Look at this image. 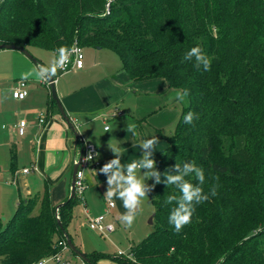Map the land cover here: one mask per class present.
I'll return each mask as SVG.
<instances>
[{
  "label": "trees",
  "instance_id": "trees-1",
  "mask_svg": "<svg viewBox=\"0 0 264 264\" xmlns=\"http://www.w3.org/2000/svg\"><path fill=\"white\" fill-rule=\"evenodd\" d=\"M75 42L115 51L133 79L162 77L189 90L176 131L155 157L161 183L154 180L153 231L126 254L87 252L91 263L264 264V0L0 1V43L58 55ZM197 45L211 70L184 60ZM189 112L199 117L192 124L184 122ZM185 162L203 168L204 192L216 185L217 195L196 205L176 233L168 222L175 203L165 200L180 193L163 174ZM78 201L57 208L48 189L21 199L10 219L0 217V264H33L60 252L62 227L72 239Z\"/></svg>",
  "mask_w": 264,
  "mask_h": 264
},
{
  "label": "crops",
  "instance_id": "crops-1",
  "mask_svg": "<svg viewBox=\"0 0 264 264\" xmlns=\"http://www.w3.org/2000/svg\"><path fill=\"white\" fill-rule=\"evenodd\" d=\"M5 50L0 49V124L3 128L0 144L11 146L12 154L5 160V166L0 162V184L5 180V184L17 188L10 195L16 204L47 189L54 205L63 203L70 194L74 164L84 144L89 142L97 148L99 165L86 170L83 209L86 214L89 209L102 214L101 208H105V213L123 214L126 210L120 199L114 198L115 205L109 207L105 199L107 177L99 173L114 158L108 141L118 144L122 150L121 164L127 165L143 155L144 150L138 146L140 141L156 136L159 143L152 157L155 160L167 146V137L180 123L186 103L175 99L180 89L170 86L162 77L133 79L115 51L84 47L83 67L66 72L58 70L55 76L57 94L75 126L72 129L57 104H53L48 81L39 80L33 72L38 65L50 64L43 55L42 50L46 49L29 48L38 63L17 49ZM50 51L57 56L55 51ZM20 80L28 81V94L23 99L13 96ZM42 111L46 113L43 125L39 122ZM23 119L27 124L24 134H20L18 123ZM127 123L136 125L137 135L126 131ZM106 128L109 132H105ZM25 168L29 171L24 172ZM72 240L81 249L73 235ZM82 262L85 261L81 259Z\"/></svg>",
  "mask_w": 264,
  "mask_h": 264
},
{
  "label": "clouds",
  "instance_id": "clouds-1",
  "mask_svg": "<svg viewBox=\"0 0 264 264\" xmlns=\"http://www.w3.org/2000/svg\"><path fill=\"white\" fill-rule=\"evenodd\" d=\"M57 52V57L49 65H38L33 69L39 80L49 81L55 77L57 71L62 69L70 56L78 53L79 49L75 46L72 48L61 47ZM184 60H194V67L197 69L202 67L205 71L211 70L212 60L199 45L187 51ZM31 74L29 73V75ZM188 96L189 90H177L175 99L177 102L182 103ZM198 118L197 114L189 112L184 117V122L192 124L194 119ZM135 128V124L127 123L126 131L132 132L135 136L137 135ZM105 132H109V129L106 128ZM158 143L159 141L156 136L151 139H142L138 145L144 150L141 158L127 165H122L121 148L118 144L110 143V140L108 141V147L114 154V158L105 163L99 169V173L107 177L105 199L113 201L116 198L123 202L126 211L121 214L120 221L127 227H131L133 224L142 200L147 197V194L155 187V184L161 183V173L156 170L155 160L152 158L155 146ZM93 155L94 153L90 151L85 159L92 160ZM95 155L98 157L99 154L95 153ZM138 170L140 174H138ZM141 170L145 171L141 173ZM163 175L166 177L164 183L167 187L174 185L180 193L179 196L175 194L168 195L165 200L166 204L175 203V207L172 208L168 217V222L174 226V231L179 233L185 225L191 222L195 206L208 201L210 196L214 197L217 195V186L213 185L209 193L204 192L202 186L205 183V173L203 168L197 166L195 162H185L182 166L176 163L173 170L166 171ZM189 176H193L198 183L194 184L186 179ZM153 178L155 184L149 185L146 183L147 180ZM215 179H218V177Z\"/></svg>",
  "mask_w": 264,
  "mask_h": 264
},
{
  "label": "rangeland",
  "instance_id": "rangeland-1",
  "mask_svg": "<svg viewBox=\"0 0 264 264\" xmlns=\"http://www.w3.org/2000/svg\"><path fill=\"white\" fill-rule=\"evenodd\" d=\"M5 51H7V49ZM42 51L43 55H45V59L50 63L57 57L54 52H51L50 50ZM188 100L187 97L185 99V101H187L185 104L188 103ZM1 130H3V128L0 124V133ZM1 140L2 139L0 138V141ZM11 154V146L7 148L3 144H0V162L2 167L5 164V160L10 158ZM18 161L22 162L23 160L19 159ZM22 165L23 163H20V166ZM2 183L3 184H0V192L2 193V198L0 197V217L6 221L10 219L17 208L18 204H16L13 201V198L11 199L10 197L11 193L14 194V190L17 188L15 189L14 186L11 188L9 185L5 184V180H3ZM146 183L149 185L154 184V178L147 180ZM154 191V188H152L147 194V197L142 200L141 206L137 211L136 218L131 227H127L121 223V215H113V212L106 213L105 221L107 223L113 222L115 230L105 234L90 228L87 216L89 214V217H96L97 212L94 211L95 213H93V210L89 209L90 212L86 214L83 209V203L79 199L75 206V215L68 225V230L74 236L75 242L79 244L84 252H93L94 250H97L111 255H117L119 252L126 254L131 245L144 239L154 229L153 223H150V218L155 210L153 203ZM2 209L3 213H1ZM100 211L105 213V208H101ZM66 260H70L71 264H80L81 261L78 255L70 252V249H65L62 252V261ZM101 262L102 264H120L117 260H114L111 257H106L102 259ZM45 264H61V261L58 262L57 260L51 259Z\"/></svg>",
  "mask_w": 264,
  "mask_h": 264
},
{
  "label": "built area",
  "instance_id": "built-area-1",
  "mask_svg": "<svg viewBox=\"0 0 264 264\" xmlns=\"http://www.w3.org/2000/svg\"><path fill=\"white\" fill-rule=\"evenodd\" d=\"M73 46L78 48L79 52L74 53L70 56L69 60L66 62L64 67L62 69H59L61 72H66L72 69H79L83 67L84 48L77 42H75ZM27 94H28V81L20 80L18 85L13 90V96L17 99H23L27 96ZM45 120H46V113L42 111L39 113L40 124L43 125L45 123ZM26 124L27 122L24 119L19 121L18 129H19L20 134H24ZM90 151L94 153L93 159L87 160L85 159V157L89 154ZM95 153H98V152H97L96 146L93 143L88 142L84 144L83 153L80 158V164H79L77 175H76V195L78 196V198L81 200L83 204L85 203L84 202V191L87 186L86 170L91 169V168L92 169L97 168L99 165V159L95 155ZM28 171H29L28 168L24 169V172H28ZM114 205H115L114 201H109V207H113ZM105 220H106V213H102V214L97 215L96 217H89L88 222H89V226L91 229H94L103 234L109 233L115 230L114 224L111 222L107 223ZM59 244L62 246V250L60 252H57L51 256L42 258L33 264H45L46 261L51 260V259L57 260L58 262L61 261V264H71L69 260L62 261V252L65 249H69L67 241H64V240L60 241ZM81 264H87V263L82 262Z\"/></svg>",
  "mask_w": 264,
  "mask_h": 264
},
{
  "label": "water",
  "instance_id": "water-1",
  "mask_svg": "<svg viewBox=\"0 0 264 264\" xmlns=\"http://www.w3.org/2000/svg\"><path fill=\"white\" fill-rule=\"evenodd\" d=\"M0 49H17L21 52H23L27 57H29L33 62L38 63L37 59L33 56V54L29 51V49H27L24 46L21 45H17V44H10V43H0ZM50 88H51V93H52V97L55 100L59 110L61 111L62 116L65 118V120L67 121L68 125L72 128L75 129V126L73 124V122L71 121L69 115L67 114V112L65 111L61 100L57 94V90L55 87V77H53L51 80L48 81ZM77 135V132H75ZM83 153V152H82ZM82 155V154H81ZM81 155L79 157V159L75 162L74 167H73V174H72V182H71V189H70V194L68 197V200H71L73 198H75L76 195V175H77V170L80 164V158ZM63 203H60L57 205V208L59 206H61ZM150 223H154V214L151 216L150 218ZM60 225L62 226V224L60 223ZM64 234L67 238V243L69 248L76 253V255H78L83 261H85V263L87 264H92L87 253H85L84 251H82L79 247H77V245L73 242V240L69 237V234L67 233V231L65 230V228H63Z\"/></svg>",
  "mask_w": 264,
  "mask_h": 264
}]
</instances>
